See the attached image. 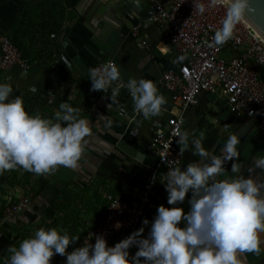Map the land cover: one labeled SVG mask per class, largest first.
<instances>
[{"label":"crops","instance_id":"0c3cea01","mask_svg":"<svg viewBox=\"0 0 264 264\" xmlns=\"http://www.w3.org/2000/svg\"><path fill=\"white\" fill-rule=\"evenodd\" d=\"M22 1L0 3V33L9 32ZM61 1L65 23L53 36L61 46L60 56L27 73L16 66L1 70L0 91L2 99L24 90H36L49 99L61 97V117L74 125L64 133L44 191L10 220L0 219V228L31 229L42 216L48 222L44 207L64 184L84 189L87 200L76 204L73 221L64 222V214H58L61 225H53L51 232L60 233L59 239L50 242L55 255L51 249L39 261L31 250L11 248L9 254L6 247L0 248L10 264L21 259L24 264H70L80 234L105 216L106 194L119 197L126 192L136 202L156 162L149 139L176 111L160 78L184 58L163 40L156 24L134 14L119 28L95 31L79 12L83 0ZM140 2L148 10L147 1ZM135 24L147 46H137L132 38ZM106 59L115 62L116 79L128 87L112 93L115 82L100 87L86 77L91 67ZM137 89L152 94L143 115L136 113L141 97ZM182 129L187 135L183 160L170 172L159 168L155 197L125 264H264V135L256 132L249 117L232 114L219 91L200 92L197 104L183 112ZM67 232L75 233L76 241L62 236ZM64 241L68 245L62 250Z\"/></svg>","mask_w":264,"mask_h":264},{"label":"built area","instance_id":"2783aa9c","mask_svg":"<svg viewBox=\"0 0 264 264\" xmlns=\"http://www.w3.org/2000/svg\"><path fill=\"white\" fill-rule=\"evenodd\" d=\"M146 1L148 20L158 26L163 40L184 58L178 68L165 70L160 78L161 85L171 92L176 111L166 118L165 128H154L149 139L148 149L155 155L156 162L136 202L106 194L108 204L104 218L85 229L70 264H108L111 249L114 250L112 264L125 263L141 219L155 197L159 168L162 166L170 172L183 160L187 138L182 129L183 112L197 104L200 92L219 91L232 114L249 117L256 132L264 135V41L219 0ZM130 34L137 46L148 45L140 35L139 24L132 27ZM0 52V71L12 66L22 73L29 71L27 60L5 33H0ZM88 73L96 82H115L112 93L116 88L128 87L127 83L116 79L115 62L111 59L100 60ZM137 91L141 97L136 113L143 115L152 94ZM29 199L30 194L23 195L7 206L2 220L8 221L26 209Z\"/></svg>","mask_w":264,"mask_h":264},{"label":"trees","instance_id":"16d2710c","mask_svg":"<svg viewBox=\"0 0 264 264\" xmlns=\"http://www.w3.org/2000/svg\"><path fill=\"white\" fill-rule=\"evenodd\" d=\"M4 1L0 0V3ZM64 23L65 9L61 0H23L7 35L27 60L30 69L41 68L60 56L61 46L51 34H59ZM88 76L89 73L86 74ZM103 84L97 83L100 87ZM1 93L0 113L5 115H0V219L4 209L20 196L31 194L32 197L44 191L49 183L46 174L58 159L64 133L74 125L61 117V97L49 99L36 90H24L2 99ZM83 190L70 189L67 184L54 190L44 207L46 218H50L48 222L42 216L31 229L26 226L16 229L1 227L0 248L6 247L9 254L12 253L11 248L13 251L31 250L32 258L39 261L44 260L51 249L55 255L50 242L59 239L60 233L51 232L52 226L61 225L58 214H64V222L75 220L76 204L87 200ZM37 229L39 231L35 232ZM42 231H47L48 235ZM61 234L63 237L71 236L75 241L78 238L75 233ZM63 244L62 250L68 245L66 242ZM113 251L111 249L108 253V264L114 262ZM9 261V256L0 255V264H10ZM16 264L24 263L21 259Z\"/></svg>","mask_w":264,"mask_h":264},{"label":"water","instance_id":"95a60500","mask_svg":"<svg viewBox=\"0 0 264 264\" xmlns=\"http://www.w3.org/2000/svg\"><path fill=\"white\" fill-rule=\"evenodd\" d=\"M219 1L264 41V0ZM82 3L79 12L85 18V23L95 31L119 28L121 24L131 21L134 14L145 19L149 16L140 0H83ZM119 198L131 201L126 192H121Z\"/></svg>","mask_w":264,"mask_h":264},{"label":"rangeland","instance_id":"374dc122","mask_svg":"<svg viewBox=\"0 0 264 264\" xmlns=\"http://www.w3.org/2000/svg\"><path fill=\"white\" fill-rule=\"evenodd\" d=\"M4 115H5V114L1 115V117L4 116ZM47 177H48V174H47ZM22 196H23V195H22ZM20 197H21V196H20ZM34 197H35V196H32V197H31V194H30V199H29V201L31 200V198H34ZM38 200H39V199H38ZM40 209H41V208H38L37 210L40 211ZM41 210H42V209H41ZM37 218H38V215H35V219H37ZM124 264H125V263H124Z\"/></svg>","mask_w":264,"mask_h":264}]
</instances>
